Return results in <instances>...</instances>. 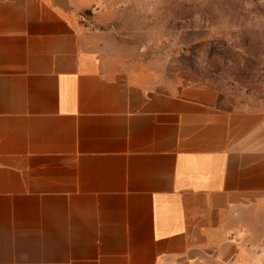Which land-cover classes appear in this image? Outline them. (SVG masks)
I'll list each match as a JSON object with an SVG mask.
<instances>
[{
    "label": "crops",
    "instance_id": "crops-1",
    "mask_svg": "<svg viewBox=\"0 0 264 264\" xmlns=\"http://www.w3.org/2000/svg\"><path fill=\"white\" fill-rule=\"evenodd\" d=\"M67 0H0V264H264V107L110 72Z\"/></svg>",
    "mask_w": 264,
    "mask_h": 264
},
{
    "label": "rangeland",
    "instance_id": "rangeland-1",
    "mask_svg": "<svg viewBox=\"0 0 264 264\" xmlns=\"http://www.w3.org/2000/svg\"><path fill=\"white\" fill-rule=\"evenodd\" d=\"M105 68L264 107V0H67Z\"/></svg>",
    "mask_w": 264,
    "mask_h": 264
}]
</instances>
